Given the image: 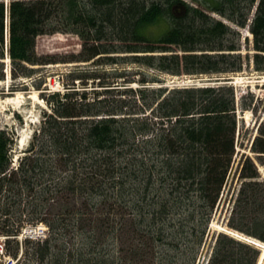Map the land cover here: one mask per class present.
Wrapping results in <instances>:
<instances>
[{"label": "trees", "instance_id": "obj_1", "mask_svg": "<svg viewBox=\"0 0 264 264\" xmlns=\"http://www.w3.org/2000/svg\"><path fill=\"white\" fill-rule=\"evenodd\" d=\"M234 27H249L254 69L264 73V0H0V81L7 54L15 79L32 77L30 66L97 57V65L230 78L245 65ZM55 34L78 37L81 51L39 56L37 39ZM69 77L63 94L46 98L51 114L17 169L14 136L0 130L8 252L17 257L14 237L26 222L41 221L50 238L26 241L23 264H197L235 155L236 88L152 89L153 80L141 79L137 90L119 92L126 101L112 96L118 89L104 81L111 75L77 69ZM92 80L105 92L90 98ZM258 133L252 150L264 155V125ZM240 178L227 225L264 242V180L250 158ZM60 198L68 207L51 219L47 207ZM260 254L219 234L209 264H257Z\"/></svg>", "mask_w": 264, "mask_h": 264}, {"label": "rangeland", "instance_id": "obj_2", "mask_svg": "<svg viewBox=\"0 0 264 264\" xmlns=\"http://www.w3.org/2000/svg\"><path fill=\"white\" fill-rule=\"evenodd\" d=\"M247 34L249 35L245 31L244 35ZM247 38L249 37H246L245 41L243 39V43L241 44L245 65L242 73L236 76L237 81H235L238 92L237 96L239 97L237 114L239 129L236 137V154L220 203L213 215L211 223L213 227L210 228L207 234L197 264H206L214 247L216 236L221 229L227 230L229 233H233L234 231L229 229L226 223L241 185V170L243 162L247 157H251L257 166H259V174L264 180V157L261 163L256 157L257 155L251 150L252 141L258 135L257 130L264 125V73H258L254 69L252 56L255 52L252 48V41ZM81 48V41L71 34L42 36L38 38L36 46L39 56H51L58 59H62L66 55L78 54ZM121 56L128 59L133 58L131 54ZM99 59L96 58L89 63L81 64V66L78 64H65L61 61L58 64L38 66L35 75L29 79H15L10 71L6 74V79L0 81V128L5 129L10 134L15 133L16 135L15 146L11 150L14 158L18 160L29 154L34 142V133L40 129L44 121V112H49L50 110L45 96L65 92V88L71 84L69 75L77 69L82 70L84 75L97 74L101 78L103 75H111L112 77L104 81L115 85L116 89H118L114 91L115 93L112 96L117 99L127 97L126 101L131 99H129L128 95H122L119 92L130 91L129 89L137 90L139 87H142V84L139 82L141 79L155 81V83L151 82L148 86L149 88L173 90L172 86L186 81L187 79H184L188 76L185 74L173 76L134 62L97 65L96 62ZM77 65L78 67H76ZM117 73H125L126 77H115ZM191 80L195 84L207 83L211 85L216 83L213 75H199ZM94 81L92 80L87 85L89 87L87 93L90 94V98L93 97V93L95 92H105L104 88L98 87L100 80ZM127 81H130V83H127ZM245 104L249 107L247 111L243 109V105ZM66 201V198H60L55 203H51L50 201L46 213L50 215L51 219L57 214H61V210L68 207Z\"/></svg>", "mask_w": 264, "mask_h": 264}, {"label": "built area", "instance_id": "obj_3", "mask_svg": "<svg viewBox=\"0 0 264 264\" xmlns=\"http://www.w3.org/2000/svg\"><path fill=\"white\" fill-rule=\"evenodd\" d=\"M24 237L34 240H43L47 237V229L43 225L28 226L23 233ZM5 237L0 236V264H15L6 256Z\"/></svg>", "mask_w": 264, "mask_h": 264}, {"label": "bare ground", "instance_id": "obj_4", "mask_svg": "<svg viewBox=\"0 0 264 264\" xmlns=\"http://www.w3.org/2000/svg\"><path fill=\"white\" fill-rule=\"evenodd\" d=\"M127 59V58H126ZM24 102V101H23ZM34 124V123H33ZM28 126V125H27ZM26 128V127H25ZM212 227H213V225H212ZM220 227V226H219ZM221 230H224V229H221ZM217 231V230H216ZM226 231V230H225ZM227 233H229L228 231H226ZM231 233V232H230ZM258 247H260V249L263 251V253H262V256H261V259H260V264H264V248H263V246L264 245H262V244H260L259 242H256L255 243ZM262 247H261V246Z\"/></svg>", "mask_w": 264, "mask_h": 264}]
</instances>
